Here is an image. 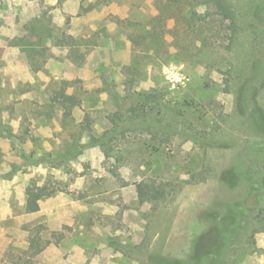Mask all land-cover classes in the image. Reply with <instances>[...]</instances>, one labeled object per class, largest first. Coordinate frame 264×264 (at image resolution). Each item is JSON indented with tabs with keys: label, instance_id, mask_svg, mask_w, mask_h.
<instances>
[{
	"label": "rangeland",
	"instance_id": "374dc122",
	"mask_svg": "<svg viewBox=\"0 0 264 264\" xmlns=\"http://www.w3.org/2000/svg\"><path fill=\"white\" fill-rule=\"evenodd\" d=\"M230 1L234 35L198 0H0V264L205 262L190 256L213 239L210 212L247 197L229 169L264 160L252 105L236 106L264 0ZM63 87L78 98L67 116ZM255 101L264 118L263 91ZM142 179L158 198L139 202ZM254 216H235L222 264H264Z\"/></svg>",
	"mask_w": 264,
	"mask_h": 264
},
{
	"label": "trees",
	"instance_id": "16d2710c",
	"mask_svg": "<svg viewBox=\"0 0 264 264\" xmlns=\"http://www.w3.org/2000/svg\"><path fill=\"white\" fill-rule=\"evenodd\" d=\"M181 1L182 0H166L168 3ZM198 5L211 6L214 9L215 14H217L221 20L229 21L232 34H235L236 11L230 0H198ZM254 9V14H256L258 10L256 7H254ZM190 13H195V10H190L188 14ZM255 53L257 54L255 56L256 63L258 64L257 68L251 72V76L241 80L236 95V106L240 112H243L248 105H252L250 116L253 119V123L257 129L264 130L262 111L257 107L255 101L257 91L264 92V72L262 75L258 74V67L261 64L264 67V46L260 50L255 48ZM156 97L154 94L149 95L150 99H156ZM77 99L75 93H67L64 87L57 90L56 95L54 96V100L62 105L64 115L66 116L70 114L72 107L77 104ZM136 108L137 105L131 106L130 109L135 112ZM87 127L89 126L87 125ZM239 178L245 179L248 185L246 199L227 206L225 215H221L218 210L210 212L209 217L212 223L210 233L212 234L213 239L208 242H204L202 239L197 241L194 248L195 250L190 256L192 262H197L204 256L206 257V260L203 264H222L223 261L220 256V248L221 244H223L224 233L228 232V236L236 237L239 234V230L245 226L239 224L238 226H234V228H229L234 224L235 216H239L244 223H247L248 215L253 213V215H255L254 217L259 218L261 224L264 226V160L247 158L243 170L236 172L230 168L224 181L232 185ZM135 186L139 202L158 198V189L156 188L154 181H151V179H142L139 182H136ZM41 195L42 192L28 190L26 200V209L28 211L32 212L38 209L37 200ZM250 197L252 198V201L246 202L247 198ZM35 243L37 244V240H35V237H32V246Z\"/></svg>",
	"mask_w": 264,
	"mask_h": 264
}]
</instances>
